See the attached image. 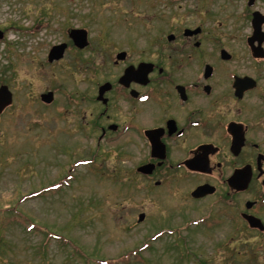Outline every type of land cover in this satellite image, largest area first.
<instances>
[{
	"label": "rangeland",
	"instance_id": "1",
	"mask_svg": "<svg viewBox=\"0 0 264 264\" xmlns=\"http://www.w3.org/2000/svg\"><path fill=\"white\" fill-rule=\"evenodd\" d=\"M247 2L0 0V85L13 93L0 118V264H264L252 232L206 228L216 205L190 199L192 179L170 171L155 185L136 171L144 153L128 137L99 141L88 95L92 54L101 62L197 26L241 46L251 12L264 14V0ZM73 27L88 31L83 50L68 38ZM61 42L63 58L48 62Z\"/></svg>",
	"mask_w": 264,
	"mask_h": 264
},
{
	"label": "flooded vegetation",
	"instance_id": "2",
	"mask_svg": "<svg viewBox=\"0 0 264 264\" xmlns=\"http://www.w3.org/2000/svg\"><path fill=\"white\" fill-rule=\"evenodd\" d=\"M208 35L161 33L150 47L115 48L101 62L92 54L91 114L99 141L126 136L144 153L136 169L152 168L140 175L192 179L190 199L217 206L209 231L227 222L264 245V33L244 34L239 47ZM199 186L208 192L191 197Z\"/></svg>",
	"mask_w": 264,
	"mask_h": 264
},
{
	"label": "water",
	"instance_id": "3",
	"mask_svg": "<svg viewBox=\"0 0 264 264\" xmlns=\"http://www.w3.org/2000/svg\"><path fill=\"white\" fill-rule=\"evenodd\" d=\"M252 2L253 0H249L248 4L251 5ZM263 22H264V16H262L258 11H255L253 13V18H252L254 33H261L260 28ZM69 36L70 38H72L76 46L83 48L84 46L87 45V32L85 29L72 28L69 31ZM2 37H3V32L0 30V39ZM65 47H66L65 43L54 45L49 51L48 60L53 61L60 59L64 54ZM122 54L123 53H120L118 56H121ZM40 98L42 99V101L46 103H50L53 99V93L51 91L47 93H43L40 95ZM12 100H13L12 93L9 90L8 86L4 84L0 85V116L3 110L12 103ZM151 168L152 167L150 165H142L141 167L138 168V171L149 173L151 172ZM204 188L205 186L198 187L196 190L192 192V195L196 197L200 196L201 194H203L201 193V190H203ZM204 192H206L205 189ZM143 219H144V214L140 213L138 215V221H142Z\"/></svg>",
	"mask_w": 264,
	"mask_h": 264
},
{
	"label": "trees",
	"instance_id": "4",
	"mask_svg": "<svg viewBox=\"0 0 264 264\" xmlns=\"http://www.w3.org/2000/svg\"><path fill=\"white\" fill-rule=\"evenodd\" d=\"M40 11L43 12V13H42V15H41V19H38V23H39V24H40V23H41V24L43 23L44 26L47 27L49 22H48V20L45 21V19H42V17H43L44 15L47 16L49 13L47 12V10H45V7H40ZM38 23H37V24H38Z\"/></svg>",
	"mask_w": 264,
	"mask_h": 264
}]
</instances>
